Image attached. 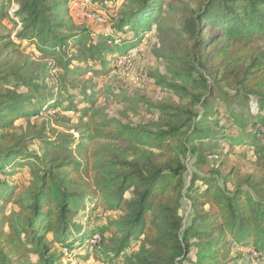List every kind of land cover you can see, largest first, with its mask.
<instances>
[{"label":"trees","instance_id":"obj_1","mask_svg":"<svg viewBox=\"0 0 264 264\" xmlns=\"http://www.w3.org/2000/svg\"><path fill=\"white\" fill-rule=\"evenodd\" d=\"M70 1L0 0V176L29 166L32 175L26 188L0 179V264H63L65 249L90 247L95 234L100 240L93 247L102 243L103 253L114 257L140 238V249L126 257L127 264H220V252L232 243L264 256V145L255 151L253 171L244 172L240 163L227 160L216 166L221 153L194 144L225 137L203 130L215 120L211 105L217 100L225 111L220 120L235 125L227 134L233 146L246 138L264 139V49L255 43V37L264 40V0H187L169 4L165 16L159 14L167 5L163 0H127L113 27L137 35L121 43L109 34L91 40L77 28ZM157 13L158 35L180 63L181 84L170 86L188 101L158 102L166 118L153 128L137 130L92 106L65 108L51 102L52 96L36 102L37 76L28 75L29 63L15 65L19 46L28 42L53 59L48 71L61 69L73 80L86 73L107 75L112 68L106 55L138 47L145 34L140 26L149 27ZM89 61L99 66L71 67ZM62 89L60 81L50 86ZM45 104L76 112L78 120L73 132L45 139L49 149L38 155L14 129L19 119L39 116ZM63 119L56 121H72ZM121 141L149 149L129 158L106 147ZM18 157L35 161L28 165L15 161ZM10 203L19 209L8 212ZM97 208L116 215L98 227L79 222L81 210ZM193 247L195 260L189 258ZM82 258L88 260L90 251Z\"/></svg>","mask_w":264,"mask_h":264},{"label":"rangeland","instance_id":"obj_2","mask_svg":"<svg viewBox=\"0 0 264 264\" xmlns=\"http://www.w3.org/2000/svg\"><path fill=\"white\" fill-rule=\"evenodd\" d=\"M184 1L187 0H163L167 5H163L159 14L168 15L169 12L166 13V10H168L169 4L180 5ZM126 3L127 0H103L101 2L71 0L69 6L77 28L84 30L91 40L98 41L101 34H109L113 36L116 42L121 43L131 39L135 40L137 35V32L131 28L119 31L113 27L121 12L120 9L124 8ZM159 14L157 13L150 19L149 27L142 28L140 26V34H145L142 35L144 39L138 47L123 55H119L120 53L106 55L109 62L108 66L112 68L107 75L95 76L86 73L77 76L78 79L73 80L69 76L63 77L61 69L48 71L53 59L43 58V55L36 49V44L28 42H23L19 46L21 53L18 57H14V60L18 62L15 65L27 62L29 63L28 75L37 76L34 81L37 88L33 87L35 90L34 99L37 98L36 102H39L41 97L52 96L51 102L57 100L65 108L71 105H76L80 109L84 106H92L93 110L137 130L153 128L155 124L166 118L156 107L158 102L170 100L185 105L188 101L170 86V84H181L177 67L180 63L170 56L171 53L168 52L167 46L164 45L158 35L157 27L161 25L157 20ZM255 41L257 45L264 49L263 39L255 37ZM109 43L112 42L109 41ZM70 52L69 50L68 53ZM75 66L88 68L89 66L98 67L99 64L90 61L86 63L73 62L71 67L75 68ZM58 81H60L63 89L60 92L50 91V86L56 82L58 83ZM10 85L23 91L28 89V87L21 85L19 81H11ZM211 106L213 111L216 112L213 115L215 120L203 130L207 129L205 133L211 131L217 135H226L221 139L219 137L199 138L194 141V144L206 152H210L211 147L213 150L220 152L216 166L227 160L231 165L240 163L244 172H252L257 160L255 151L258 148H263L264 139L261 137H258L257 140L246 138L242 143L233 146L234 139L227 135L231 131L230 126L233 128L235 126L232 124L233 121L227 120V118H221L222 120H220L225 111L223 107H220L218 100L212 103ZM64 107L50 108L49 104H45L39 116H32L31 119L24 117L15 123V132L23 139V143L31 153L40 155L48 150L49 147L45 144V139L54 140L58 134L73 132L72 124L78 120V114L64 111ZM256 110L257 108L254 107V112H257ZM63 117H69L72 121L68 123L56 121L64 120ZM224 124H228L230 128L225 129ZM106 147L113 153L129 158L140 155L143 150L149 149L144 144H133L128 141L108 144ZM16 160H18L17 162H29L28 165H30V162L32 164L35 161V159H22L20 157ZM187 161L190 170H192V160L187 159ZM31 177L29 166L27 168L18 167L11 171L9 175L2 174L0 179L6 180L8 184H20V186L26 188L32 180ZM130 196L131 194L127 193V197ZM14 208L19 209L14 203H10L7 211L9 212ZM186 208L188 206L185 205L182 214L185 213ZM115 215V212L102 208H97L94 212H89L86 209V211L81 210L78 219L79 222H83L87 226L98 227L103 225L108 217ZM96 235L98 234L93 235L91 240ZM91 240L89 241L90 247L86 243L83 245L80 243V246H75L71 251L65 249L64 251L67 252L68 257L63 259V264H127L126 257L135 254L141 246V239H134L124 252L118 257H114L112 254L103 253L102 243L93 247ZM88 251H90V258L83 260L82 256ZM95 251L97 253L94 254ZM195 252L196 248L193 247L189 255L191 260L196 259ZM218 261L220 264H264V256H259L251 246L232 243L230 247L228 246L220 252ZM185 264L192 263L187 260Z\"/></svg>","mask_w":264,"mask_h":264},{"label":"built area","instance_id":"obj_3","mask_svg":"<svg viewBox=\"0 0 264 264\" xmlns=\"http://www.w3.org/2000/svg\"><path fill=\"white\" fill-rule=\"evenodd\" d=\"M96 236H97V238H96ZM96 236H94V238L91 240V242L93 243L92 246L97 244L100 240V236L99 235H96Z\"/></svg>","mask_w":264,"mask_h":264}]
</instances>
